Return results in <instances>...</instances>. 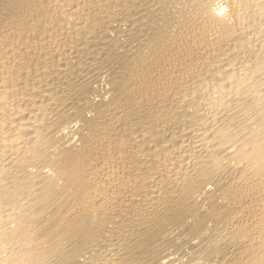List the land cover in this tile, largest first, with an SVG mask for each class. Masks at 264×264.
Instances as JSON below:
<instances>
[{
  "label": "bare ground",
  "instance_id": "6f19581e",
  "mask_svg": "<svg viewBox=\"0 0 264 264\" xmlns=\"http://www.w3.org/2000/svg\"><path fill=\"white\" fill-rule=\"evenodd\" d=\"M0 264H264V0H0Z\"/></svg>",
  "mask_w": 264,
  "mask_h": 264
}]
</instances>
